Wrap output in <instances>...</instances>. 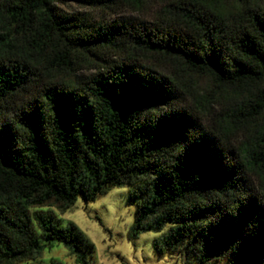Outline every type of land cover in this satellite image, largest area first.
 <instances>
[{"label": "trees", "instance_id": "obj_1", "mask_svg": "<svg viewBox=\"0 0 264 264\" xmlns=\"http://www.w3.org/2000/svg\"><path fill=\"white\" fill-rule=\"evenodd\" d=\"M59 1L0 0V264H90L51 209L120 186L158 252L264 264V0Z\"/></svg>", "mask_w": 264, "mask_h": 264}, {"label": "rangeland", "instance_id": "obj_2", "mask_svg": "<svg viewBox=\"0 0 264 264\" xmlns=\"http://www.w3.org/2000/svg\"><path fill=\"white\" fill-rule=\"evenodd\" d=\"M56 6L65 13H89L98 21L116 16L109 11L110 15H106L101 8L77 0H60ZM113 7L120 16L137 15L124 5ZM51 212L58 227L73 223L92 243L90 264H198L194 257L188 258L181 251L160 253L155 249V241L160 243L170 225L158 231L142 230L136 237L130 236L129 229L135 209L128 202V188L125 186L111 187L93 202L77 199L64 213L55 209H51ZM40 246L41 253L33 262L46 264L54 259L61 264H74V258L64 245H48L40 239ZM207 264H226V260L210 261Z\"/></svg>", "mask_w": 264, "mask_h": 264}]
</instances>
